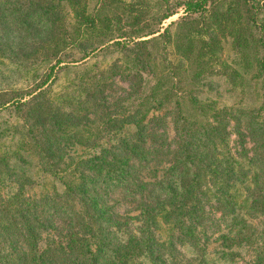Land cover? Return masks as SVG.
<instances>
[{"label": "trees", "instance_id": "obj_1", "mask_svg": "<svg viewBox=\"0 0 264 264\" xmlns=\"http://www.w3.org/2000/svg\"><path fill=\"white\" fill-rule=\"evenodd\" d=\"M0 264H264V0H0Z\"/></svg>", "mask_w": 264, "mask_h": 264}, {"label": "rangeland", "instance_id": "obj_2", "mask_svg": "<svg viewBox=\"0 0 264 264\" xmlns=\"http://www.w3.org/2000/svg\"><path fill=\"white\" fill-rule=\"evenodd\" d=\"M120 1H127V0H120ZM148 2L150 4H153L154 0H148ZM119 6H120V4L117 1H115V2L112 3V5H111L110 8H103V11L106 12V13H116V12H119ZM181 15H182V13H181V10H180L176 14L170 16L169 18L164 19L161 22L160 25L162 27H164L167 23H169L170 21L176 20ZM222 57H224L223 54H222ZM126 85L127 84H126L125 81H122V80H119V79H116L115 80V86H116V88L125 87ZM223 89H224V87H223ZM117 90H119V89H117ZM219 92H221V90H219ZM167 133H168V136H171L172 135V132H171L170 129H168V132ZM129 207H130L129 204L123 203V202L120 201V205L116 208V210H117V212H119V213L122 214L125 211L130 210ZM130 213H134V212L133 211H130ZM239 253H240V256L239 257L242 258V259H244V260H248L250 258V253H249L248 250H246V248H239Z\"/></svg>", "mask_w": 264, "mask_h": 264}]
</instances>
